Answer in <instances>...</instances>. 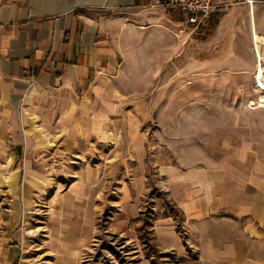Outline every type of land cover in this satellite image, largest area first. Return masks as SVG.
Here are the masks:
<instances>
[{
	"label": "crops",
	"instance_id": "crops-1",
	"mask_svg": "<svg viewBox=\"0 0 264 264\" xmlns=\"http://www.w3.org/2000/svg\"><path fill=\"white\" fill-rule=\"evenodd\" d=\"M211 10L216 26L196 40L156 0H0V182L43 184L35 249L48 264H91L83 257L102 228L153 264L142 218L164 257L156 264H264V110H236L218 127L206 107L215 52L264 60V0ZM184 36L190 101L204 110L180 109L181 64L163 62L182 54ZM168 66L177 88L165 107L150 88ZM36 198L12 197L3 262L29 264L19 218Z\"/></svg>",
	"mask_w": 264,
	"mask_h": 264
},
{
	"label": "rangeland",
	"instance_id": "rangeland-1",
	"mask_svg": "<svg viewBox=\"0 0 264 264\" xmlns=\"http://www.w3.org/2000/svg\"><path fill=\"white\" fill-rule=\"evenodd\" d=\"M208 25L205 26L202 30L197 31L195 35L196 40H202L208 37L214 30V28H208ZM184 29V28H182ZM179 32V30L177 29ZM187 36L182 37L181 41V47L182 51L180 56L176 55H169L163 62L170 63V65H173V63L181 64V79L184 83H182V86L179 88L181 91V107L180 109L184 110H204L205 105L202 103H198V106L200 108L195 107L197 102H191L190 98L195 95L193 92L194 89L192 86L189 85L192 77L189 76V71L185 70L184 68H188V64L191 61L190 55H187L185 53V50H188V44H187ZM195 51L198 48L197 46L194 47ZM219 50V49H218ZM217 50V51H218ZM223 49H220L218 52H215L213 56H211V60L213 61V70L211 73V78L214 82L213 86L211 88H207L206 93H210L212 95V103L207 104V111L208 108L211 107L212 109V115H213V124L215 126L221 127L225 126L226 124H230L231 122H234V118H232L236 112V110H252L253 108L258 107L255 103L258 99V97L261 94H264V60H260L258 62V57L254 55L249 54H243V55H224L222 54ZM195 54V53H194ZM150 58H156L155 55H150ZM260 59V58H259ZM238 64H242L244 71L238 68ZM260 63V64H259ZM240 66V65H239ZM260 67V71L258 72V69ZM128 73L127 69L120 72L121 78H124V76ZM154 78L157 80H152L154 82V86L150 89H160L162 92V96L165 97V107L169 106L170 103H168L171 98L169 97L172 95L173 89H176L177 87H172V78H173V70L172 67L163 69L159 72H153ZM118 77V76H117ZM228 80V86H224L225 82ZM152 82V83H153ZM151 84V83H150ZM238 84V85H237ZM157 85H160L159 87ZM202 91L204 92L203 88ZM202 92V93H203ZM152 92H150L151 94ZM238 96V97H237ZM241 96H244L245 102H238L239 99H241ZM239 98V99H238ZM242 100V99H241ZM253 104H250V103ZM259 109L264 110V107L259 106ZM252 118H249L247 116L244 117L243 120L240 119V121L248 122L251 121ZM40 156H44V152L41 153ZM21 159H23V154L21 156ZM7 175V172H5ZM9 176H5L4 182H0V264H8L7 260L3 262L4 258V251L6 254V249L10 248V244L6 240H8V231L13 225V219L11 207L13 206L14 201H12V197L14 194H17V196L23 195L24 192H29L32 196L34 193V199L37 196L44 195L43 190V184L37 186H41V188H33L32 185L27 184L23 182V176L21 178V181L19 182H8ZM31 188H29V186ZM33 191V193H32ZM42 194V195H41ZM153 195L155 198V204L158 207L168 209L169 204L164 198L163 193L160 191H153ZM41 198V197H37ZM36 202H34V208L30 210L32 213H26L24 215H20L19 222L20 225L24 223L25 225V231L23 232V236H21V240L24 239V242L26 241V244H30L29 250H31V253L29 252V264H48L46 262V258H43L42 255H40V250L35 249L37 244V238L42 237V235H38L36 233L37 230H42L44 227H42L45 221V216L42 206V200L37 199ZM27 225V226H26ZM148 226V225H147ZM146 226V227H147ZM24 228V227H23ZM148 228V227H147ZM147 228H145L144 233H142L143 236H141V239L144 240L145 246L147 247L146 254L147 255H153L154 263L156 264L157 257L156 254V248L153 247V244L150 240L149 234H147ZM41 233V232H40ZM3 236H6L4 238L5 241H2ZM13 242V241H10ZM9 242V243H10ZM7 243V244H6ZM31 248V249H30ZM27 260V261H28Z\"/></svg>",
	"mask_w": 264,
	"mask_h": 264
},
{
	"label": "built area",
	"instance_id": "built-area-1",
	"mask_svg": "<svg viewBox=\"0 0 264 264\" xmlns=\"http://www.w3.org/2000/svg\"><path fill=\"white\" fill-rule=\"evenodd\" d=\"M156 2L170 9L179 22V31H182L185 25H189L192 30L205 28L213 7V0H156ZM149 256L154 260L153 255ZM83 258L91 261V264H137L128 241L119 235L108 233L105 228L93 238L90 249ZM163 258L159 260L162 261Z\"/></svg>",
	"mask_w": 264,
	"mask_h": 264
},
{
	"label": "trees",
	"instance_id": "trees-1",
	"mask_svg": "<svg viewBox=\"0 0 264 264\" xmlns=\"http://www.w3.org/2000/svg\"><path fill=\"white\" fill-rule=\"evenodd\" d=\"M215 25V22L213 20H211V18L208 21V28H213ZM203 29V28H202ZM199 29V30H202ZM148 225V220L146 218H142V222H141V228L145 230V228H147L146 226Z\"/></svg>",
	"mask_w": 264,
	"mask_h": 264
},
{
	"label": "bare ground",
	"instance_id": "bare-ground-1",
	"mask_svg": "<svg viewBox=\"0 0 264 264\" xmlns=\"http://www.w3.org/2000/svg\"><path fill=\"white\" fill-rule=\"evenodd\" d=\"M259 57H258V62H259ZM260 63H261V60H260ZM259 63V64H260ZM260 71V67H259V69H258V72ZM256 104H257V106H262V107H264V94H261L259 97H258V99H257V101L255 102ZM250 104H253L252 102L250 103Z\"/></svg>",
	"mask_w": 264,
	"mask_h": 264
}]
</instances>
